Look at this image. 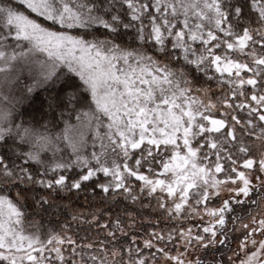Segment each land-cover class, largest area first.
<instances>
[{
  "label": "snow or ice",
  "instance_id": "snow-or-ice-1",
  "mask_svg": "<svg viewBox=\"0 0 264 264\" xmlns=\"http://www.w3.org/2000/svg\"><path fill=\"white\" fill-rule=\"evenodd\" d=\"M0 264H264V0H0Z\"/></svg>",
  "mask_w": 264,
  "mask_h": 264
},
{
  "label": "trees",
  "instance_id": "trees-1",
  "mask_svg": "<svg viewBox=\"0 0 264 264\" xmlns=\"http://www.w3.org/2000/svg\"><path fill=\"white\" fill-rule=\"evenodd\" d=\"M64 194H61V196H63ZM88 193H81L80 196L77 197H73V201L75 204H77L78 206H82L84 205V200H85V196H88ZM56 199H60V196L55 197ZM65 199L67 197H64ZM43 224L46 227H50V226H59L60 224L63 223L64 219L66 218L65 215H57L55 213H49L48 215H44L41 214V217ZM73 228H76V236L78 239V242H80L81 239H83L84 237L90 236L92 235V231L89 229V226L85 223V224H76V222H71ZM84 242L86 243L87 241L84 240Z\"/></svg>",
  "mask_w": 264,
  "mask_h": 264
},
{
  "label": "rangeland",
  "instance_id": "rangeland-1",
  "mask_svg": "<svg viewBox=\"0 0 264 264\" xmlns=\"http://www.w3.org/2000/svg\"><path fill=\"white\" fill-rule=\"evenodd\" d=\"M73 232H74V233L76 232V228H73Z\"/></svg>",
  "mask_w": 264,
  "mask_h": 264
}]
</instances>
